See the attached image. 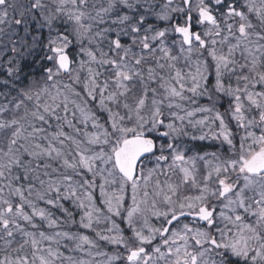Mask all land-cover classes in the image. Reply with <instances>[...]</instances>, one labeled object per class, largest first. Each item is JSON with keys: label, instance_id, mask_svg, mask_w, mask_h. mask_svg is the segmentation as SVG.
Here are the masks:
<instances>
[{"label": "snow or ice", "instance_id": "snow-or-ice-1", "mask_svg": "<svg viewBox=\"0 0 264 264\" xmlns=\"http://www.w3.org/2000/svg\"><path fill=\"white\" fill-rule=\"evenodd\" d=\"M0 264H264V0H0Z\"/></svg>", "mask_w": 264, "mask_h": 264}]
</instances>
